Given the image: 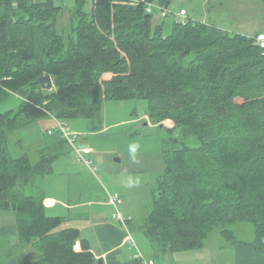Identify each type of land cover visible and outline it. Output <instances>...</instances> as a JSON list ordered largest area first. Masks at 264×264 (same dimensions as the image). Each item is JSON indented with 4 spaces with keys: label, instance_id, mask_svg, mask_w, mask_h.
Segmentation results:
<instances>
[{
    "label": "trees",
    "instance_id": "1",
    "mask_svg": "<svg viewBox=\"0 0 264 264\" xmlns=\"http://www.w3.org/2000/svg\"><path fill=\"white\" fill-rule=\"evenodd\" d=\"M64 2L0 0V103L20 96L0 110V209L14 212L19 244L37 249L34 264H93L94 255L77 228L46 214L30 182L52 157L32 163L18 133L49 115L98 118L108 99H143L149 117L172 123L141 227L156 255L201 248L213 231L264 251L261 32L193 18L158 23L139 0H73L65 36ZM43 74L53 89L36 81ZM237 223L253 225L252 240L236 236Z\"/></svg>",
    "mask_w": 264,
    "mask_h": 264
},
{
    "label": "rangeland",
    "instance_id": "2",
    "mask_svg": "<svg viewBox=\"0 0 264 264\" xmlns=\"http://www.w3.org/2000/svg\"><path fill=\"white\" fill-rule=\"evenodd\" d=\"M64 1L57 27L66 36L71 32L68 12L74 2ZM139 1L146 7L152 6V13L164 17L160 10V0ZM164 1L167 4V15H171L163 20L154 15L155 22L164 21L166 25H171L174 20L185 22L193 18L232 32L264 34L263 0ZM181 10L185 13H181ZM111 77L112 74L107 73L102 76V80ZM8 97L0 103V110L16 108L19 104L20 96L17 93ZM49 117L51 116L37 120L32 133H44V138H48L46 130H56L57 126V122ZM57 121L65 123L71 132L76 133V138L77 134L80 135L87 146L80 145L83 149L78 148L76 152L69 153L65 161L50 159L48 170L45 172L46 179L41 181V177H37L39 187L43 182V190L46 195H51V201L56 204L52 205V208L50 205L48 211L66 216L72 211L68 207L78 202H81V205L89 200L95 203L99 195L100 200L106 198L109 202V194L116 193L120 203L111 205L112 212L117 209L123 216H129L131 220L127 221L128 228L130 227L136 237H141V227L164 168V142L168 135L166 126L169 127L172 123L168 120L160 123L149 117L147 102L138 98L105 100L99 117L95 119L66 118ZM12 139L16 137L12 136ZM67 140L76 143L71 139ZM133 146H136L134 154L130 151ZM89 147L92 148L91 151ZM84 149L90 152H84ZM54 172H58V179L53 177ZM0 216L4 223L10 219L9 212L1 213ZM232 228L238 238L252 240L254 227L250 223H237ZM130 237L132 238L131 235ZM227 245L228 239L213 231L204 249L180 251L175 255L176 263L219 264L222 262L219 250Z\"/></svg>",
    "mask_w": 264,
    "mask_h": 264
},
{
    "label": "crops",
    "instance_id": "3",
    "mask_svg": "<svg viewBox=\"0 0 264 264\" xmlns=\"http://www.w3.org/2000/svg\"><path fill=\"white\" fill-rule=\"evenodd\" d=\"M49 119L58 123L53 116ZM34 127L35 122L21 130L17 136L23 143L21 152L26 153L32 163L39 162L43 157H52L53 161L55 159L65 161L69 153L76 152V146H87L78 134L76 143L73 144L65 138H60L57 128L52 130V133H48L47 130L49 129H47L48 138H44V133H32ZM89 149L92 150L91 147ZM57 174L58 172H54V176H52L58 179L56 178L58 177ZM45 177V175L41 176V181L46 179ZM30 183L34 193L42 196L47 215L60 216L64 226H72L79 230L81 237L88 243L94 255L93 264H141L136 257L138 253L145 259H153L155 264H177L175 255L180 251L174 253L159 252L156 255L158 250L151 246L142 230V236L136 237L127 224H122L113 217L112 204L106 198L100 200L99 195L96 197L95 203L89 200L86 204L81 205V202H78L68 207L72 211L68 210L69 213L66 216L55 215L56 213L48 211L50 205L52 208V205L56 206V204L51 201V195H46L45 190H43L42 184L44 183L41 182V187H39L40 182L38 183L37 178ZM102 196L104 197V194ZM7 212L10 213L8 222L4 223L0 220V264H34L38 259L37 249L29 244L22 246L19 244L14 212L10 209H0V215ZM128 235L132 236L135 246L129 245ZM204 248L205 246L196 250ZM219 251L220 261L222 260L219 264H264V251L257 250L248 244L233 243Z\"/></svg>",
    "mask_w": 264,
    "mask_h": 264
},
{
    "label": "built area",
    "instance_id": "4",
    "mask_svg": "<svg viewBox=\"0 0 264 264\" xmlns=\"http://www.w3.org/2000/svg\"><path fill=\"white\" fill-rule=\"evenodd\" d=\"M160 10H161L162 15L166 16L168 14V9L165 6L160 7ZM146 11L148 13H150L152 11V6L147 5ZM181 13H185L184 10H181ZM256 39L260 43V45L262 47H264V34L263 33L258 34ZM56 128H57V132H58L60 138L71 139L72 141H74V143L76 142L77 138L75 137V134L69 130V128L67 127V125L65 123H59L58 122ZM48 133H52V131L49 130ZM78 148H79V150L83 149L81 146L78 145L75 147L76 151L78 150ZM84 150H85L84 152H87L86 149H84ZM109 202L111 204H113L114 206H116L117 203H120V199L118 198L116 193L109 194ZM113 217L117 221H119L125 225L127 224V220L130 219L129 216H127V217L123 216L121 214V212H119L117 209L113 213ZM127 241L129 243V245L135 246V242H134L133 238L130 237V235H128ZM136 257L138 258V260L140 261L141 264H155L153 259H151V258L145 259L139 253L136 255Z\"/></svg>",
    "mask_w": 264,
    "mask_h": 264
},
{
    "label": "water",
    "instance_id": "5",
    "mask_svg": "<svg viewBox=\"0 0 264 264\" xmlns=\"http://www.w3.org/2000/svg\"><path fill=\"white\" fill-rule=\"evenodd\" d=\"M44 90H51L54 88L53 81L50 75H40L36 80ZM118 160V158H116Z\"/></svg>",
    "mask_w": 264,
    "mask_h": 264
},
{
    "label": "clouds",
    "instance_id": "6",
    "mask_svg": "<svg viewBox=\"0 0 264 264\" xmlns=\"http://www.w3.org/2000/svg\"><path fill=\"white\" fill-rule=\"evenodd\" d=\"M130 151L134 154L135 151H136V146L131 147V148H130Z\"/></svg>",
    "mask_w": 264,
    "mask_h": 264
}]
</instances>
